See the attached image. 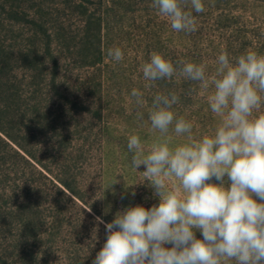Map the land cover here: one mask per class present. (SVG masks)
Segmentation results:
<instances>
[{
  "label": "rangeland",
  "instance_id": "1",
  "mask_svg": "<svg viewBox=\"0 0 264 264\" xmlns=\"http://www.w3.org/2000/svg\"><path fill=\"white\" fill-rule=\"evenodd\" d=\"M151 3L0 0V264H92L118 211L159 204L127 149L132 134L146 152L159 138L148 120L157 94L179 96L172 110L195 139L218 127L211 88L179 75L145 87L151 53L204 64L208 75L222 51L264 55V0H203L191 34L173 31ZM115 47L119 63L107 55ZM187 142L172 134L171 147Z\"/></svg>",
  "mask_w": 264,
  "mask_h": 264
},
{
  "label": "clouds",
  "instance_id": "2",
  "mask_svg": "<svg viewBox=\"0 0 264 264\" xmlns=\"http://www.w3.org/2000/svg\"><path fill=\"white\" fill-rule=\"evenodd\" d=\"M151 7L186 34L197 31L193 12L205 11L203 0H152ZM107 55L124 59L119 47ZM216 65L208 75L204 64L174 65L153 52L141 66L146 88L176 75L211 88L207 103L220 122L197 140L193 124L172 110L179 96L154 97L148 120L159 138L146 152L132 134L127 149L132 167L146 169L159 204L118 211L105 224L107 238L92 264H264V55L248 50L230 59L222 51ZM131 96L142 121L144 95L134 88ZM172 134L188 142L171 147Z\"/></svg>",
  "mask_w": 264,
  "mask_h": 264
}]
</instances>
